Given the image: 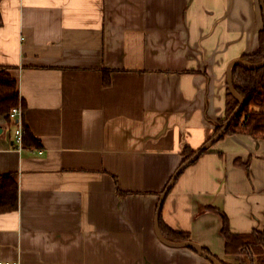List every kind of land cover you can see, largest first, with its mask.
<instances>
[{"label":"crops","instance_id":"1","mask_svg":"<svg viewBox=\"0 0 264 264\" xmlns=\"http://www.w3.org/2000/svg\"><path fill=\"white\" fill-rule=\"evenodd\" d=\"M0 11V65L42 143L18 150L0 115V174L19 177L18 209L0 214V261L212 264L163 243L156 213L185 148L198 150L226 117L228 67L259 49L262 1L0 0ZM210 206L233 232L264 228L262 139L225 135L162 206L172 229L246 264L225 253Z\"/></svg>","mask_w":264,"mask_h":264},{"label":"trees","instance_id":"2","mask_svg":"<svg viewBox=\"0 0 264 264\" xmlns=\"http://www.w3.org/2000/svg\"><path fill=\"white\" fill-rule=\"evenodd\" d=\"M2 23L3 19L0 11V25H2ZM259 40V49L252 53L243 54L242 60L250 63H259L264 60V24L259 33ZM232 79L235 90L244 98L245 104L232 119L224 135L220 139L227 134L245 133L255 139H262L264 141V65L258 68H249L241 64L234 65L232 67ZM110 83L111 70H105L104 84L110 85ZM226 105V117L219 120L214 133L209 139L223 128L226 120L239 105L238 99L233 96L229 88L227 89ZM18 106H21L23 111L25 110L26 104L20 95L18 81L9 73L8 67L0 65V115L4 116L7 121L13 122L10 112L14 107ZM22 125L24 128V148H41L42 143L40 139L34 135L24 119ZM209 149L205 150L203 153L207 152ZM195 152L196 151L191 148H185L182 163L193 156ZM236 161L240 162V158H236ZM243 166L248 170L249 160L244 162ZM119 190L118 188V192L121 196L127 194ZM18 207V173L8 172L0 174V214L15 211ZM208 209L218 213L222 218L221 235L224 239L226 254L243 257L246 264H264V228L261 230L255 229L246 233L233 232L230 227L229 218L222 209L214 206H210ZM159 224L163 236L169 241L181 242L191 240V236L188 232L174 230L164 223L162 219V210L160 212ZM203 248L207 253L217 257V255L213 254L208 248ZM219 260L223 264H233L221 259Z\"/></svg>","mask_w":264,"mask_h":264},{"label":"water","instance_id":"3","mask_svg":"<svg viewBox=\"0 0 264 264\" xmlns=\"http://www.w3.org/2000/svg\"><path fill=\"white\" fill-rule=\"evenodd\" d=\"M262 1V6L264 8V0ZM237 64H241L243 66L249 67V68H258L264 65V60L262 62L259 63H250L244 60H234L230 63L229 67H228V72H227V84H228V88L230 90V92L233 94V96H235L238 101H239V105L235 108V110L233 111V113L230 115V117L226 120V122L224 123L223 128L217 132V134H215L211 139H209L207 142H205L198 150H196V152L193 154V156H191L188 160H186L184 163H182L179 168L176 170V172L174 173V175L172 176L171 180L169 181L168 185L166 186V188L163 190V192L161 193L160 196V201L158 204V208H157V213H156V233L158 238L165 244L171 245V246H177V247H190V248H194L196 249L200 255H202L203 257L207 258L208 260H210V262L212 264H223L217 257L207 253L204 248L198 244L197 242H194L192 240H186V241H181V242H172L169 241L168 239H166L163 234L162 231L160 229V224H159V219H160V212L162 210V206H163V202L166 198V195L168 194V192L170 191V189L173 187L174 183L176 182V179L178 178V176L182 173V171L187 168L189 165H191L192 163H194L200 156L201 154L209 149L215 142H217L218 140H220V138L224 135L227 127L229 126V124L231 123L232 119L235 117V115L242 109V107L245 104V100L244 98L238 94V92L235 90L234 84H233V79H232V67L234 65Z\"/></svg>","mask_w":264,"mask_h":264},{"label":"built area","instance_id":"4","mask_svg":"<svg viewBox=\"0 0 264 264\" xmlns=\"http://www.w3.org/2000/svg\"><path fill=\"white\" fill-rule=\"evenodd\" d=\"M10 116L15 124L14 128V143L18 150L24 149V128H23V116L24 111L21 106L14 107L11 112ZM0 264H18L17 262L12 261H0Z\"/></svg>","mask_w":264,"mask_h":264}]
</instances>
